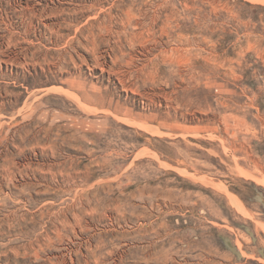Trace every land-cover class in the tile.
<instances>
[{"label": "rangeland", "instance_id": "rangeland-1", "mask_svg": "<svg viewBox=\"0 0 264 264\" xmlns=\"http://www.w3.org/2000/svg\"><path fill=\"white\" fill-rule=\"evenodd\" d=\"M0 264H264V0H0Z\"/></svg>", "mask_w": 264, "mask_h": 264}]
</instances>
